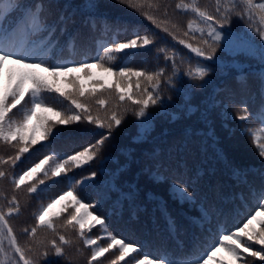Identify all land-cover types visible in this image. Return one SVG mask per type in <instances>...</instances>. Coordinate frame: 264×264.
Returning <instances> with one entry per match:
<instances>
[{
	"label": "trees",
	"instance_id": "trees-1",
	"mask_svg": "<svg viewBox=\"0 0 264 264\" xmlns=\"http://www.w3.org/2000/svg\"><path fill=\"white\" fill-rule=\"evenodd\" d=\"M94 2L99 4L94 13L84 9L85 4ZM151 2L154 5L152 8L137 10L119 0H36L34 4L42 7L47 19L50 14L56 13L55 22L52 23L56 30L51 36L38 33L31 39L48 45L51 49L47 57L49 63L71 65L86 60L92 62L97 54L102 55V46L116 40L124 42L133 33L154 37L155 46L126 50L138 53L136 55L113 53L114 59L105 58L104 62L117 68L126 65L148 73L164 68L159 88L164 103L149 107L150 119L147 123H144V118L134 115L133 109L136 106L130 102L122 104L118 110L123 111L126 107L128 112L121 126L105 141L95 159L79 168L73 167L67 175L75 176L80 181L91 177V173H96L94 178L88 180L91 186L82 191L78 183L75 194L84 199L85 203L94 205L89 210L103 217L113 234L126 241L147 243L151 250L159 254H165L167 250L180 259L183 258V253L192 250L194 246L200 247L199 241L204 235V226L208 223L200 219L202 213L219 218L220 212L226 211L227 224L235 230L254 213L256 196L253 191L258 195L264 189V157L255 152L247 157L242 152L249 142L252 144L255 135H260L261 143H264V131H261L264 125L251 118L252 113L259 114L264 107V64L258 56L246 51L241 38L246 39L245 32H251L254 37L252 47L262 42H257L254 31L243 20L234 16L232 23L228 25V30L232 33L231 43L222 39L214 60L206 61L203 57H197L185 45L179 44V39L184 37L183 31H187V22L194 18L193 14L190 11L185 14L183 10L176 9L175 4L179 0ZM185 2L190 3L191 0ZM198 2L203 9L214 11L215 0ZM143 12H148L159 20L164 19L167 12L173 22L181 25V31L177 32L178 39L174 40L171 35L157 28ZM61 17L64 19L61 20ZM193 35L199 36L198 33H189L190 37ZM196 40L198 43L193 46H202ZM157 47L164 48L169 56H173L179 68L176 75H173L171 61H166L165 53L158 52ZM224 51L239 61L234 60V64L226 63ZM189 65L193 69L197 66H209L211 71L209 77L205 78L207 83L182 76ZM250 76L255 77L258 84L256 91L249 95L247 91H251V88L245 83ZM170 77L171 84L168 83ZM235 80L243 85L231 86ZM198 84H203V87H193ZM144 87L152 90L146 81L141 83V88ZM111 92H114L112 97ZM101 95L109 101V112L118 103L114 90L98 94L86 101L92 106L94 114L97 110L95 100ZM42 98L57 110H66L68 107V102L56 93L44 92ZM28 100L26 97L18 109L13 110V119L22 118L23 111L30 107ZM244 108H247L250 118L242 121L236 116H240ZM103 111L102 109L101 113ZM247 121L253 127L251 137L247 135L248 127L243 125ZM98 131L106 130L83 122L69 125L55 141L49 137V140L32 147L15 166L0 164V170L6 172V176L0 178V205L6 211L11 197H17L20 212L10 217L9 223L22 246L31 245L33 240L39 243L53 238L51 230L38 229L37 236L29 239L23 229L34 226V214L38 213V209L46 205L51 197L58 196L68 188L63 182V176L57 178L60 182L55 185L47 179L45 185H39V180L45 179L40 174L35 177L37 179L33 184L45 190L37 194L27 192L24 195L21 192L27 184L16 189L12 183L13 178L53 151L70 155L94 144L99 138L95 135ZM48 144L52 147L43 146ZM254 151L258 152L257 146ZM15 154L14 146L0 142V157L7 159ZM183 181L194 183L196 190L192 203H182L170 194V186ZM47 185L51 187L47 188ZM101 198L105 201L102 207ZM61 207L58 206L55 211H59ZM71 211L72 208H69L68 212ZM67 214L55 223L57 231L71 243L63 245V258L56 257L49 249L48 260L51 264H88L90 249L84 246L78 231L60 227ZM256 226L259 227L258 224ZM106 235L99 226L91 232L86 231V236L91 238ZM107 242L104 239L98 240L99 246H107ZM255 247L258 249L260 246ZM118 254V250H112L95 264H111V260ZM244 255L248 264H252L253 258ZM237 264H243V261ZM255 264H264V261L257 259Z\"/></svg>",
	"mask_w": 264,
	"mask_h": 264
},
{
	"label": "snow or ice",
	"instance_id": "snow-or-ice-1",
	"mask_svg": "<svg viewBox=\"0 0 264 264\" xmlns=\"http://www.w3.org/2000/svg\"><path fill=\"white\" fill-rule=\"evenodd\" d=\"M119 2L137 10L154 6L151 0H119ZM98 8L99 4L95 2L84 5V9L89 13H94ZM175 8L183 10L185 14L189 11L193 14L194 18L187 22V31H183L182 34L184 37H189L190 32L198 33V37L193 35L191 38L198 39L202 46H193L185 39H179V44L185 45L197 57H203L206 61L214 60L222 39L231 43L232 33L228 30V25L232 23L234 16L243 20L249 29L258 33L264 40V2L215 0L214 11H208L199 5L198 0H191L190 3L179 0ZM142 14L157 28L171 35L174 40L178 39L177 32L181 31V25L173 22L167 12L162 20L148 12ZM63 19L64 17H61V20ZM55 30L47 20L42 7L32 3L31 0H0V142L13 145L17 149L14 156H9L7 159L0 157V164L15 166L32 147L49 140V137L55 141L67 126L72 124L83 122L106 131L95 132L99 138L94 144L70 155L53 151L24 170L18 177L13 178L12 183L16 189L27 184L28 193L37 194L45 189L38 188L36 184L28 183L29 181L42 174L45 179H40L39 185H45L46 179L51 180L55 185L60 182L57 178L63 176V182L66 183L68 190L51 197L50 201L34 214V226L23 229V233L29 239L37 236L38 229L51 230L53 233L51 240L39 243L33 240L31 245L22 246L9 223V218L20 212L17 197L15 195L11 197L6 211L3 205H0V264H51L48 260L49 249L56 257H65L63 245H69L71 241L57 231L55 223L65 213L68 214L60 227H70L78 231L84 246L90 249L88 264H95L112 250H118L119 254L115 255L111 264H237L240 261L248 264L244 254L253 258L252 264H255L257 259L264 261V189H261L258 195L253 191V195L256 196L254 213L235 230L229 228L227 224L226 211L220 212L219 218L206 212L202 213L200 219L208 223L204 226V235L199 241L200 247L194 246L192 250L183 253V258L180 259L167 250L165 254H159L151 250L147 243L126 241L113 234L106 220L89 210L94 205L78 198L75 194V186L79 183L81 190L85 191L91 186L88 180L94 178L96 173L93 172L91 177L80 181L75 176H68L67 173L73 167L79 168L82 164L95 159L105 141L109 140L113 131L124 122L128 108L125 107L123 111L118 109L125 102L136 106L133 109L135 116L144 118V123L149 121V107L164 103L159 88L160 77L164 75L165 70L160 68L154 73H148L126 65L117 68L105 64V58L114 59L113 53L136 55L138 53L126 50L155 46L154 37L138 33H133L132 37L124 42L116 40L102 46L100 49L102 55L97 54L92 62L86 60L71 65L49 63L47 57L51 49L43 42L33 41L31 37L38 33L51 36ZM245 37L246 39L242 37L241 41L246 46V51L258 56L264 64V43L252 47L254 37L251 32H245ZM157 51L165 53L164 59L171 61L173 75H176L179 68L173 56H169L164 48L157 47ZM210 71L211 68L207 65L197 66L195 69L189 65L181 75L207 83L205 78L209 77ZM142 81L151 85L152 90L149 91L148 87L141 88ZM262 82H264V74H262ZM168 83H172L171 77ZM193 87H203V84ZM110 90L116 92L117 105L109 112V101L101 95L95 100L97 110L94 114L92 106L86 101ZM44 92L56 93L63 97L68 102L67 109L57 110L49 106L42 98ZM26 97L29 98L30 107L23 111L21 119H13L11 115L13 110L18 109ZM102 109L103 113H101ZM241 111L239 119L248 120L250 115L247 108ZM251 118L259 120L264 125V107L259 114L252 113ZM254 139L258 154L264 157L262 137L255 135ZM43 146L52 147L50 144ZM5 176L6 172L0 170V178ZM46 187L50 188L51 185ZM195 190L191 181L173 183L170 186L171 196L182 203H192ZM104 203L101 198L100 206L102 207ZM58 206L62 207L59 211H55ZM69 208H72L71 212H68ZM257 224L259 227L256 226ZM97 226L107 235L98 238L87 237L86 231L91 232ZM99 239L108 241L107 246H99ZM256 245L260 247L257 249Z\"/></svg>",
	"mask_w": 264,
	"mask_h": 264
},
{
	"label": "rangeland",
	"instance_id": "rangeland-1",
	"mask_svg": "<svg viewBox=\"0 0 264 264\" xmlns=\"http://www.w3.org/2000/svg\"><path fill=\"white\" fill-rule=\"evenodd\" d=\"M236 18H239V17H236ZM183 36V35H182ZM254 36H255V40H257V42H258V40L260 41V42H262V43H264V40H262L261 38H260V36H259V34L258 33H255L254 32ZM192 37V36H191ZM190 36L189 37H182V39H185L188 43H192V44H196V43H198V41L196 40V39H192ZM197 41V42H196ZM224 52H226V51H224ZM224 56H225V62L226 63H228V64H234V60L235 61H239V59H235L234 57H232L231 55H230V53H228V52H226V53H224ZM229 60L231 61V62H229ZM241 61V60H240ZM232 86V85H231ZM105 93V92H104ZM104 93H102V94H104ZM113 93L114 92H111V94H110V97H112L113 96ZM227 93V92H226ZM227 102V101H226ZM228 103V102H227ZM236 107V109L237 110H239V107L238 106H235ZM93 110V109H92ZM236 118H239V115H237L236 116ZM227 121L229 122L230 121V119L229 118H227ZM231 122V121H230ZM244 126H246V127H248V129H249V131H248V133H247V135L249 136V137H251V136H253V131H252V129H253V127H252V124H250V122H248L247 121V123H245V124H243ZM223 136H224V134H223ZM13 146V145H12ZM254 147L256 148V144H255V140H253L252 141V144H250V142H249V145L248 146H246L245 148H243L242 149V152L244 153V155L245 156H252L253 155V153L255 152V153H258L257 151H254ZM15 148V147H14ZM15 151H17V149L15 148ZM256 159H258V158H256ZM37 178H35V179H33L32 181H30L29 183H31V184H33L34 183V181L36 180ZM28 191H27V186H25V188L22 190V192H21V194H26Z\"/></svg>",
	"mask_w": 264,
	"mask_h": 264
}]
</instances>
